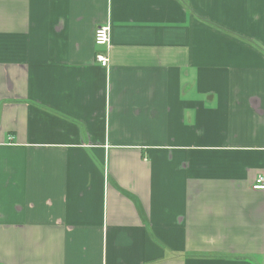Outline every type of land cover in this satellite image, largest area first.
Here are the masks:
<instances>
[{"label": "crops", "instance_id": "0c3cea01", "mask_svg": "<svg viewBox=\"0 0 264 264\" xmlns=\"http://www.w3.org/2000/svg\"><path fill=\"white\" fill-rule=\"evenodd\" d=\"M258 175L264 0H0V264H264Z\"/></svg>", "mask_w": 264, "mask_h": 264}, {"label": "built area", "instance_id": "2783aa9c", "mask_svg": "<svg viewBox=\"0 0 264 264\" xmlns=\"http://www.w3.org/2000/svg\"><path fill=\"white\" fill-rule=\"evenodd\" d=\"M93 41L95 46L101 47L105 51V54H97L95 56L96 62L99 63L102 67H107L109 64L108 53L111 45L110 27L108 25L98 27L95 30ZM252 189L264 191V175H258L256 177Z\"/></svg>", "mask_w": 264, "mask_h": 264}]
</instances>
